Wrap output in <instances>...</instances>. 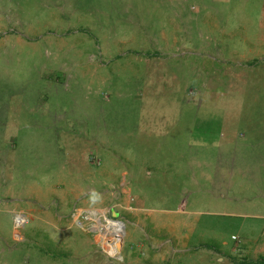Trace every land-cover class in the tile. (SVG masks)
Segmentation results:
<instances>
[{
  "label": "rangeland",
  "instance_id": "1",
  "mask_svg": "<svg viewBox=\"0 0 264 264\" xmlns=\"http://www.w3.org/2000/svg\"><path fill=\"white\" fill-rule=\"evenodd\" d=\"M0 264H264V0H0Z\"/></svg>",
  "mask_w": 264,
  "mask_h": 264
},
{
  "label": "built area",
  "instance_id": "2",
  "mask_svg": "<svg viewBox=\"0 0 264 264\" xmlns=\"http://www.w3.org/2000/svg\"><path fill=\"white\" fill-rule=\"evenodd\" d=\"M112 213V208H88L81 212V219L88 222L89 231L94 235L95 240L100 243L99 249L101 252H104L108 258H115L119 254V248L125 234L124 222L119 216H113ZM26 222L27 217L25 214L16 213L13 216L14 229L22 228ZM121 224L122 230L120 228ZM117 244H120V246H117ZM106 248H109L111 252H108Z\"/></svg>",
  "mask_w": 264,
  "mask_h": 264
},
{
  "label": "crops",
  "instance_id": "3",
  "mask_svg": "<svg viewBox=\"0 0 264 264\" xmlns=\"http://www.w3.org/2000/svg\"><path fill=\"white\" fill-rule=\"evenodd\" d=\"M164 210V214H166V215H169V212H170V210H168V209H163ZM172 213L174 212V211H171ZM210 213H215L216 211H209ZM116 213V212H115ZM118 214V213H117ZM189 214V213H188ZM157 217H160L159 215H155L154 216V218H157ZM142 219H148L149 220V222L151 223V222H153L154 221V219L152 218V217H150V218H146V217H142ZM179 219H181V220H190L189 222L190 223H194V221H196L197 219L196 218H194V217H192V218H188V216H187V213H185V215L184 216H181V217H179ZM145 222H147L148 223V221H145ZM154 225H157V223H155Z\"/></svg>",
  "mask_w": 264,
  "mask_h": 264
},
{
  "label": "bare ground",
  "instance_id": "4",
  "mask_svg": "<svg viewBox=\"0 0 264 264\" xmlns=\"http://www.w3.org/2000/svg\"><path fill=\"white\" fill-rule=\"evenodd\" d=\"M117 226H118V224H117ZM120 228H121V230H122V224H121ZM117 246H120V244H117ZM108 249H109V248H108ZM109 252H111L110 249H109Z\"/></svg>",
  "mask_w": 264,
  "mask_h": 264
},
{
  "label": "clouds",
  "instance_id": "5",
  "mask_svg": "<svg viewBox=\"0 0 264 264\" xmlns=\"http://www.w3.org/2000/svg\"><path fill=\"white\" fill-rule=\"evenodd\" d=\"M114 214H116V215H114ZM113 216H118V214L113 211Z\"/></svg>",
  "mask_w": 264,
  "mask_h": 264
},
{
  "label": "water",
  "instance_id": "6",
  "mask_svg": "<svg viewBox=\"0 0 264 264\" xmlns=\"http://www.w3.org/2000/svg\"><path fill=\"white\" fill-rule=\"evenodd\" d=\"M114 215H116V214H114Z\"/></svg>",
  "mask_w": 264,
  "mask_h": 264
}]
</instances>
